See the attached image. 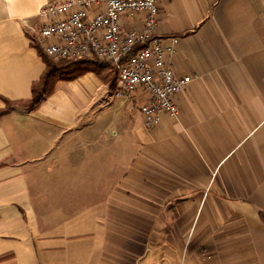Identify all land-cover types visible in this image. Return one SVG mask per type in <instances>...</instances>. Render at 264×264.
<instances>
[{
  "label": "crops",
  "instance_id": "obj_1",
  "mask_svg": "<svg viewBox=\"0 0 264 264\" xmlns=\"http://www.w3.org/2000/svg\"><path fill=\"white\" fill-rule=\"evenodd\" d=\"M52 1L0 0V109L45 69ZM159 6L168 64L197 76L176 117L146 128L93 72L0 116V264H264V0Z\"/></svg>",
  "mask_w": 264,
  "mask_h": 264
},
{
  "label": "built area",
  "instance_id": "obj_2",
  "mask_svg": "<svg viewBox=\"0 0 264 264\" xmlns=\"http://www.w3.org/2000/svg\"><path fill=\"white\" fill-rule=\"evenodd\" d=\"M159 0H56L39 9V45L53 58H88L116 69L114 95L135 106L143 125L154 128L160 116L176 117L177 95L197 76L178 75L168 64L177 38L156 34ZM144 14L138 30L122 28V18ZM133 108V107H132Z\"/></svg>",
  "mask_w": 264,
  "mask_h": 264
},
{
  "label": "trees",
  "instance_id": "obj_3",
  "mask_svg": "<svg viewBox=\"0 0 264 264\" xmlns=\"http://www.w3.org/2000/svg\"><path fill=\"white\" fill-rule=\"evenodd\" d=\"M36 48L45 63V69L39 80L32 84L30 98L15 103L6 101L5 107L0 109V116L15 107L26 111L36 109L53 92L58 81L73 80L87 72L96 74L103 83L107 84L108 90L114 94L116 69L113 65L88 58H53L47 56L40 46H36ZM105 66L108 68L104 72Z\"/></svg>",
  "mask_w": 264,
  "mask_h": 264
},
{
  "label": "rangeland",
  "instance_id": "obj_4",
  "mask_svg": "<svg viewBox=\"0 0 264 264\" xmlns=\"http://www.w3.org/2000/svg\"><path fill=\"white\" fill-rule=\"evenodd\" d=\"M122 111H123V108H122Z\"/></svg>",
  "mask_w": 264,
  "mask_h": 264
}]
</instances>
